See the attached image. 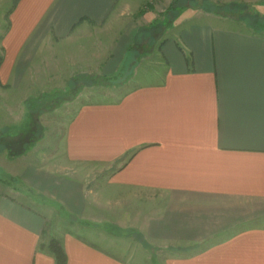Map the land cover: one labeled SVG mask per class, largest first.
Wrapping results in <instances>:
<instances>
[{"label": "crops", "instance_id": "0c3cea01", "mask_svg": "<svg viewBox=\"0 0 264 264\" xmlns=\"http://www.w3.org/2000/svg\"><path fill=\"white\" fill-rule=\"evenodd\" d=\"M150 1L17 0L0 80H21L51 40L117 18L128 26L121 37L127 54ZM225 24L182 14L159 45L167 64L160 83L82 105L64 139L72 175L25 176L42 202L0 188V264H57L41 249L51 239L61 242L67 264L138 262L116 250L119 229L140 233L148 260L167 249L164 264H264V30ZM48 208L86 235L50 228ZM118 210L121 225L110 219Z\"/></svg>", "mask_w": 264, "mask_h": 264}, {"label": "rangeland", "instance_id": "374dc122", "mask_svg": "<svg viewBox=\"0 0 264 264\" xmlns=\"http://www.w3.org/2000/svg\"><path fill=\"white\" fill-rule=\"evenodd\" d=\"M15 2L0 0V62L5 59L2 41ZM151 2L149 7L140 9V13L146 16L134 22L138 29L127 54L122 55L126 49L122 50L121 37L124 27L128 26L117 18L112 24L80 26L65 40H51L42 46V51L33 60L32 70L21 80L8 84L0 80L2 190L23 202L34 201L37 204L43 199L38 189L26 182L25 176L36 175L35 179L40 181L42 176L46 177L45 171L61 170L62 176L70 177L76 169L67 167L64 139L78 109L85 103L112 101L127 90L160 83L167 64L159 45L166 42L169 33H172L170 28L182 14L203 13L222 17L226 26L264 30V0H172L171 11L168 0ZM175 5L181 8L176 9ZM150 15L154 19L149 20ZM80 171L82 177H88L90 169L81 168ZM89 186L102 187L98 184ZM58 210L46 209L50 228L86 235L83 228L66 222L64 214ZM118 211H114L110 219L121 225L123 221L120 222L122 219ZM136 219L134 217L128 223L132 226L136 224ZM108 225L111 224L100 223L98 226L104 228ZM104 234H98L101 245H104ZM115 234L117 238L112 239L116 250H122L121 255L125 251H129V256L134 253L139 260L132 264H164L167 249L159 248V253H153L157 256L148 260L142 252L139 232L119 229ZM175 250L185 251L184 248L172 249Z\"/></svg>", "mask_w": 264, "mask_h": 264}, {"label": "trees", "instance_id": "16d2710c", "mask_svg": "<svg viewBox=\"0 0 264 264\" xmlns=\"http://www.w3.org/2000/svg\"><path fill=\"white\" fill-rule=\"evenodd\" d=\"M16 2H17V0H16ZM175 8L176 9L181 8V6L175 5ZM171 10H172V6L170 7L169 11H171ZM41 249L42 250H48L55 257L57 264H67V262H68L67 255H66L65 250H64V248H63V246L59 240L51 239L48 244H42Z\"/></svg>", "mask_w": 264, "mask_h": 264}]
</instances>
